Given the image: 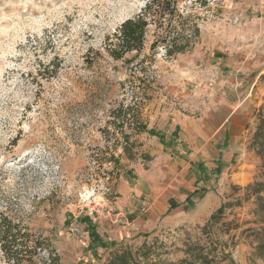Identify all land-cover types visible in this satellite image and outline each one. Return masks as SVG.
Instances as JSON below:
<instances>
[{
	"label": "rangeland",
	"instance_id": "rangeland-1",
	"mask_svg": "<svg viewBox=\"0 0 264 264\" xmlns=\"http://www.w3.org/2000/svg\"><path fill=\"white\" fill-rule=\"evenodd\" d=\"M143 6L0 0V211L61 264H106L119 245L155 237L172 262L197 245L215 264H229L228 253L234 264H264L248 231L262 222L253 198L202 231L222 203L243 198L234 187L258 176L249 147L264 103V0L183 3L199 29L190 51L168 60L148 37L139 58L112 60L104 41ZM134 122L163 135L173 155L135 134ZM179 125L199 136L179 135ZM170 195L179 204L171 211Z\"/></svg>",
	"mask_w": 264,
	"mask_h": 264
},
{
	"label": "trees",
	"instance_id": "trees-1",
	"mask_svg": "<svg viewBox=\"0 0 264 264\" xmlns=\"http://www.w3.org/2000/svg\"><path fill=\"white\" fill-rule=\"evenodd\" d=\"M186 2L191 6L198 4L204 7L209 0H144L140 12L135 17L125 20L113 35L106 38L104 51L114 61H123L127 56L132 55L131 59L127 60L130 62L140 57L148 37L152 38L149 50L154 52L161 48L168 60L190 51L199 36V29L193 17L189 14L185 15V10L181 9V5ZM146 60L143 58L140 63H146ZM254 118L256 125L249 148L260 161L257 168L258 176L253 183L242 189L234 187L235 190L244 192L243 198L238 197L235 204L222 203L210 215L202 231L206 229L212 231L227 210L240 207L243 202H249L253 198L256 217L262 219V222H254L256 228L248 231L255 243V256L264 260V103L255 110ZM132 127L135 134L146 133L151 137H157L163 145L165 139L163 135L158 137L155 131L147 130L145 125L138 122H134ZM125 139L128 140V137L126 136ZM88 228L92 230L90 233L92 243L104 248L99 243L94 229L89 226ZM218 248H222L221 243H216L213 253ZM183 255L184 258L180 261H169L167 244L155 237L145 240L137 247L119 245L110 254L106 264H215L216 260V257L209 256L205 249L197 245H185ZM0 256L4 264H61L59 256L46 240L34 237L25 225L14 221L1 211ZM227 258L229 264H234L229 253L223 257V259Z\"/></svg>",
	"mask_w": 264,
	"mask_h": 264
},
{
	"label": "crops",
	"instance_id": "crops-1",
	"mask_svg": "<svg viewBox=\"0 0 264 264\" xmlns=\"http://www.w3.org/2000/svg\"><path fill=\"white\" fill-rule=\"evenodd\" d=\"M180 126V125H179ZM179 132H178V134L179 135H184V137L186 136L185 135V131H190V133H189V135L188 136H193V137H196V136H199V132H200V130L198 129V128H196V127H194V128H191L190 130H189V127L187 126V125H183V126H180L179 128ZM184 133V134H183ZM164 143H166V139H164ZM163 143V145L161 146V151L160 152H164V150H166L167 148H169L166 144H164ZM177 148L175 147V146H170V148L169 149H167L168 151H169V153H170V155H173V151L174 150H176ZM168 153V154H169ZM176 154V153H175ZM164 158L165 159H168L169 158V155H165L164 156ZM178 158H179V156H178ZM175 165L177 166V167H179V166H181V159H178L177 161H176V163H175ZM176 167V168H177ZM190 169H192V168H190ZM175 170V169H174ZM185 170V174H187L188 173V168L187 169H184ZM184 170H183V168L181 169V171L179 172V174L177 175V176H181V174H183V172H184ZM193 170V169H192ZM175 171H177V170H175ZM173 173H174V171H173ZM197 191L198 190H195L194 191V195H197L198 193H197ZM192 194V193H191ZM191 194H187V195H185V200H184V204L186 205V206H188V203H190V204H192L193 203V196L194 195H191ZM188 198V199H187ZM177 207H179V204L176 202V200L174 199V196L173 195H170V198H168V200H167V208L171 211V210H175Z\"/></svg>",
	"mask_w": 264,
	"mask_h": 264
}]
</instances>
